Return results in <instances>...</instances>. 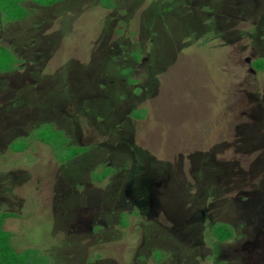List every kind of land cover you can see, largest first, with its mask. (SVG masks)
Returning <instances> with one entry per match:
<instances>
[{"label":"rangeland","instance_id":"rangeland-1","mask_svg":"<svg viewBox=\"0 0 264 264\" xmlns=\"http://www.w3.org/2000/svg\"><path fill=\"white\" fill-rule=\"evenodd\" d=\"M109 1L0 0L12 245L40 264H264V0Z\"/></svg>","mask_w":264,"mask_h":264},{"label":"trees","instance_id":"trees-1","mask_svg":"<svg viewBox=\"0 0 264 264\" xmlns=\"http://www.w3.org/2000/svg\"><path fill=\"white\" fill-rule=\"evenodd\" d=\"M109 4L113 5L111 0L106 3L107 6ZM1 11H2V8L0 7V12ZM22 17L23 16H21L20 18H22ZM9 19H11V18H9ZM133 53L137 54L135 52H133ZM0 62H4V60H0ZM128 71H129V69H126L124 73H126ZM137 82H139V81H137ZM136 89L138 90L137 92L140 91L139 88H136ZM137 92H135V93H137ZM37 130H33L32 133H34L35 136L34 135L31 136L30 134H32V133H30L28 135V133H29V128H28V131L26 133H23V135H21V136L28 135L29 139L38 140L39 142L40 141L43 142V138L41 136L42 130H40V131H37ZM17 137H20V136H17ZM26 147H27L26 145L23 146L21 148V150H24ZM5 217L6 216L2 215L1 216L2 219L0 218V264H40L38 261H36V250H32V251L31 250H24V251L20 252V251H18V249L14 248V246L12 245V242H11V235L3 227L4 222H5L4 220H6L7 217H9V216H7L6 219H4ZM217 223H216L217 225L214 227L215 229H214L213 235L218 239V241L223 242L225 240L231 239L232 233L225 231V230H227V228L222 225L223 223H220V222H217ZM142 257H143V259H145L144 256H142ZM160 259L161 258H158L157 261H159Z\"/></svg>","mask_w":264,"mask_h":264}]
</instances>
